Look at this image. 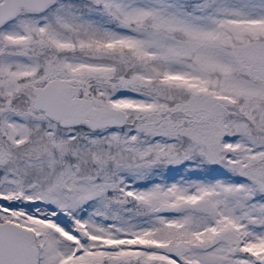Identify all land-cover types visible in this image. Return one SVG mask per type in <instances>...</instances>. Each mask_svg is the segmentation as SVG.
Wrapping results in <instances>:
<instances>
[{"label":"snow or ice","instance_id":"obj_1","mask_svg":"<svg viewBox=\"0 0 264 264\" xmlns=\"http://www.w3.org/2000/svg\"><path fill=\"white\" fill-rule=\"evenodd\" d=\"M0 264H264V0H0Z\"/></svg>","mask_w":264,"mask_h":264}]
</instances>
